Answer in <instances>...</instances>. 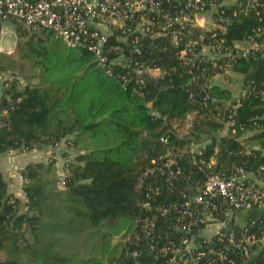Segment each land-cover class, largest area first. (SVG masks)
Returning <instances> with one entry per match:
<instances>
[{"label": "trees", "instance_id": "16d2710c", "mask_svg": "<svg viewBox=\"0 0 264 264\" xmlns=\"http://www.w3.org/2000/svg\"><path fill=\"white\" fill-rule=\"evenodd\" d=\"M258 2L246 9L249 0H235L223 8L224 30L193 28V38L204 41L186 57L170 31L159 34L155 28L159 35L143 36L139 52L115 31L108 39L109 59L125 58L132 65H115L112 75L97 66L93 53L67 47L51 30L16 27L15 52L37 72L34 83L16 79L0 97V156L56 150L62 143L76 154L65 163L62 188L51 158L25 166L24 201L10 193L0 171V264H168L171 250L205 228L193 224L186 235L175 225L178 219L190 222L184 205L211 173L262 180L264 66L238 99L213 82L248 75L253 60L264 58V0ZM177 8L172 1L162 13L173 15ZM183 37L185 43L191 36ZM250 42L259 47L254 56L237 55L236 47ZM117 45L120 52L114 51ZM215 45L220 56L212 58ZM171 160L177 163L169 165ZM217 218L224 219L223 211ZM146 220L155 223L149 235ZM87 229L101 235L100 255L65 250L69 236ZM234 232L262 240L264 218L252 216ZM204 240L180 264H264V246L251 247L246 257L226 249L227 238ZM198 252L205 256L196 261Z\"/></svg>", "mask_w": 264, "mask_h": 264}, {"label": "built area", "instance_id": "2783aa9c", "mask_svg": "<svg viewBox=\"0 0 264 264\" xmlns=\"http://www.w3.org/2000/svg\"><path fill=\"white\" fill-rule=\"evenodd\" d=\"M172 1L178 3L176 12L173 15L162 13L164 10L162 7L165 4L170 5ZM258 1L249 0L246 9L259 5ZM229 5V0H0V56H9L15 52L19 41L15 30L17 26L26 29L46 28L59 37L67 47L84 48L93 53L97 66L112 75L113 66L127 65L130 68L132 65L125 58L109 59L108 39L115 31L120 33L117 38L119 41L130 40L134 46L138 45L143 36L154 37L157 34L154 32L155 28L159 34L170 31L173 43L176 46H182L181 55L186 57L192 53L200 41H204L203 36L198 39L193 38L192 29L203 28L210 32L224 30V24L221 25V23L226 21L221 18L222 9ZM160 18L163 20V25H159ZM183 32L191 36L185 43L182 42L185 39ZM215 37L213 34L210 38ZM217 47V45L212 47L215 52L212 58L220 56V50H217ZM258 48L257 44L251 42L247 46H237V55L251 57L254 56L252 51ZM135 49L140 51L138 46ZM120 50L119 45L114 48V51L120 52ZM226 55L229 57L231 53ZM143 73L144 70L137 72L138 75ZM16 79L22 83V80L12 71L0 65V97L12 87ZM121 79L127 81L124 76ZM151 115L155 118L161 117L157 111H152ZM227 126L231 128L233 123H228ZM174 128L177 129L178 124H175ZM176 163L175 160H171L169 165ZM23 168L19 167L18 172H21ZM246 180L248 183L244 182ZM252 180L248 178V174L237 178L233 175L225 177L218 173H211L204 187L199 188L198 194L192 201H187L184 205L182 214L191 218L190 222L185 224L178 219L175 229L188 235L192 233L193 224L204 225L205 228L212 225L225 226L228 231L218 232L205 240L212 241L213 237H218L221 242H224L223 239L227 238L226 249L236 248L249 257L251 247L263 246L261 240L246 233L240 236L235 235L234 226H237L236 219L244 210L264 204V176L260 181L252 183ZM63 185L62 180L61 186ZM193 203L196 205L195 210L192 208ZM167 211L163 209L164 214ZM221 211H223L224 219L219 221L217 214ZM154 226V220H146L144 228L147 235ZM204 229L199 235H192L183 240L180 248L171 250L172 257L168 264H180L185 261V255L195 249L193 243ZM170 249L163 248V251L168 252ZM211 253L216 254L212 251ZM219 255L223 261L224 253ZM203 256H205L204 252H198L196 261Z\"/></svg>", "mask_w": 264, "mask_h": 264}, {"label": "crops", "instance_id": "0c3cea01", "mask_svg": "<svg viewBox=\"0 0 264 264\" xmlns=\"http://www.w3.org/2000/svg\"><path fill=\"white\" fill-rule=\"evenodd\" d=\"M231 2L234 0H230ZM264 66V58L253 60V67L252 70L248 75H236V74H228L229 78L227 79H219L215 78L213 81L215 85L222 86L223 88H228L232 91L234 99H238L242 92L244 91V88L247 86L248 83H250L254 77L256 76L257 72L261 67ZM153 75H157V73H153ZM62 156H63V168L58 172L59 175H61L62 179L67 174V169L65 167V163L69 160V158H74L75 151L68 150L65 143H62L56 150L48 149L44 152H28V153H15L12 152L10 154H7L5 156H0V171L4 174L8 185L10 189V193L13 194L15 197L21 199L22 201L25 200V195L23 192V184L24 180L21 176V173L18 172L19 167H25L28 164L36 163V162H42L47 160L48 158H52L51 154H58L60 150H62ZM47 155V156H46ZM248 178L253 179V175H248ZM61 179V180H62ZM252 216H255L256 218L263 217L264 218V205L258 207V208H251L244 212H242L238 219H236V224L243 226L248 222V219ZM222 231H228V228L221 225H212L207 228H205L202 233L200 234V237H198L194 241L199 242L202 239L210 238L214 235H216L218 232ZM261 244L264 246V238L261 240Z\"/></svg>", "mask_w": 264, "mask_h": 264}, {"label": "rangeland", "instance_id": "374dc122", "mask_svg": "<svg viewBox=\"0 0 264 264\" xmlns=\"http://www.w3.org/2000/svg\"><path fill=\"white\" fill-rule=\"evenodd\" d=\"M17 51L9 56L7 55L1 56L0 65L2 67H9L11 70L14 71V73L19 75L23 85H25L26 83H34L33 80H31V76L36 75L37 72L36 69L33 68V66L31 65L30 61L27 58L23 57V55L20 52L17 53ZM186 127H189V124ZM63 149L64 148H62V150L58 152L57 156L56 154L54 155L51 154L52 156L51 159L56 163V168L58 172H60V170H62L63 168L62 166L63 165L62 152L64 151ZM48 160L49 158L45 161ZM58 176H59V186L60 188H62L61 181L63 179L61 175L58 174ZM27 237L32 241V236L29 233ZM100 240H101V235L99 233H97L95 230L87 229L83 233H78V234L76 233L73 236H69L65 243V250L77 251L86 257L100 255ZM114 241L117 242L119 241V239L116 238L114 239Z\"/></svg>", "mask_w": 264, "mask_h": 264}, {"label": "water", "instance_id": "95a60500", "mask_svg": "<svg viewBox=\"0 0 264 264\" xmlns=\"http://www.w3.org/2000/svg\"><path fill=\"white\" fill-rule=\"evenodd\" d=\"M211 143H212V141H209V142H207L205 144L198 145V146H196V150H198V149H200V148H202V147H204L206 145H210Z\"/></svg>", "mask_w": 264, "mask_h": 264}]
</instances>
